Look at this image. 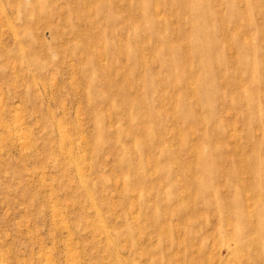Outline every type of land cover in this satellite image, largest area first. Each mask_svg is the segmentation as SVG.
<instances>
[{
  "label": "rangeland",
  "instance_id": "obj_1",
  "mask_svg": "<svg viewBox=\"0 0 264 264\" xmlns=\"http://www.w3.org/2000/svg\"><path fill=\"white\" fill-rule=\"evenodd\" d=\"M118 1L0 0V264H264V0Z\"/></svg>",
  "mask_w": 264,
  "mask_h": 264
},
{
  "label": "bare ground",
  "instance_id": "obj_2",
  "mask_svg": "<svg viewBox=\"0 0 264 264\" xmlns=\"http://www.w3.org/2000/svg\"><path fill=\"white\" fill-rule=\"evenodd\" d=\"M73 1H75V0H73ZM80 1V0H79ZM109 2H107V1H103V0H98V3H99V5H100V8L102 9V8H104V10L107 12V14H106V17H105V19L106 20H108L109 22H115V20H116V18H117V15H115L114 14V12H116V9L117 8H121V4H120V2L118 1V0H108ZM85 3L86 2H83V5H85ZM73 10L74 9H72V12H73ZM81 16V15H80ZM118 17L119 18H121L120 17V15H118ZM121 20V19H120ZM123 20V19H122ZM117 21H118V19H117ZM108 22V23H109ZM111 25V24H110ZM126 27H135V23L133 22V21H131L130 20V22H128V25L126 26ZM112 29H114V30H112L113 31V34L114 33H116V31H117V29L118 28H112ZM107 31H109V30H107ZM118 32V31H117ZM110 41V40H109ZM111 42V41H110ZM115 42V41H114ZM113 42V44L112 45H110V48L112 47V49H115L116 50V52H119V50H121V52H122V50H124V52H126V54L127 55H130V57H131V60H135L136 62H138V63H143V61H144V59H142V61H141V59H139V60H137V55H136V53L135 52H133L132 51V45L131 46H128L129 45V43H124V42H122L121 41V44H122V48L120 49L119 48V44H117V43H114ZM31 44H32V42L29 44V46H31ZM24 45V44H23ZM26 45V44H25ZM23 47V48H22ZM19 48H22V49H25L26 50V48L24 47V46H20ZM20 51V50H19ZM139 52V51H138ZM20 53H22V52H20ZM140 53V52H139ZM26 54V53H25ZM25 54H23V55H25ZM22 55V54H21ZM29 55V54H28ZM25 57H27V56H25ZM30 57V56H29ZM29 57H27V58H29ZM25 61H26V59H25ZM28 62V61H27ZM106 68V67H105ZM87 76V75H86ZM117 84V83H116ZM129 88V87H128ZM136 105H142V102L141 103H139L138 104V101H134V103L132 104V106H136ZM197 150H198V148H197ZM199 151V150H198ZM238 154V153H237ZM239 156V155H238ZM241 158H242V156H241ZM256 165L258 166L257 168H255V171H256V173L254 174V176H255V181H254V183L252 182L251 184H249L248 185V183H243V184H241L239 187H238V189L239 190H241V191H243V190H246V191H248V189L249 188H255L256 187V185H257V188H260L261 190H262V188H263V183H261L260 181L262 180V178L264 177V169H262L261 168V166H262V164L260 163V162H257L256 163ZM184 173V172H183ZM229 173V172H228ZM186 177V176H185ZM247 180V179H246ZM257 180L259 181V183L257 184ZM173 184V183H172ZM175 185V184H174ZM239 184H237L236 185V187L238 186ZM214 190V192H215V194H214V197H213V200H214V202L215 203H217L218 205H219V207L220 208H227L229 205H227V202L224 200L225 198H221V196L219 195V194H217V190H218V186H215V182L213 183V185H211L209 188H208V190ZM235 189V188H234ZM144 198V197H143ZM250 198V197H249ZM255 198V201H256V203H259V205H260V207H258V209H257V211H256V213H257V216H258V221L256 222V223H250V228H253V229H255V228H259V229H262V232L264 233V196L262 195V194H258L256 197H254ZM182 199V198H181ZM247 201V200H246ZM187 203V202H186ZM185 204V203H184ZM205 206L204 207H206L207 209H212L213 208V204H212V202L210 201V202H208V201H206L205 202ZM248 204V203H247ZM246 203H245V205H247ZM256 207V206H255ZM184 208V207H183ZM239 211H240V209H239ZM251 215H252V213H251ZM219 216V215H218ZM240 216L241 217H239L238 219L240 220L241 218H243V223L246 221V223H245V225H244V227H243V229H248V221H247V219H248V213L246 212H244L243 210H242V212H240ZM250 218V217H249ZM221 220V219H220ZM251 220V219H250ZM222 221V220H221ZM220 225H223V221L221 222V224ZM221 227H223V226H221ZM230 227V226H229ZM220 234L222 235V233H223V230L220 228ZM222 231V232H221ZM234 232H235V230H234ZM233 232V233H234ZM251 232H252V230H251ZM238 234V233H237ZM224 236L225 235H227V237H232V233H229V231H227V232H225L224 234H223ZM239 237L241 238V239H244V236L243 235H245L243 232H242V229L239 231ZM193 236V235H192ZM235 238H236V236H234ZM238 237V238H239ZM235 238H234V240H235ZM107 239V238H106ZM115 239V238H114ZM230 239V238H229ZM117 241V240H116ZM232 241V240H231ZM236 243H237V241H235ZM234 242V243H235ZM235 243V244H236ZM134 245V244H133ZM137 246V245H136ZM237 246V245H236ZM106 247H107V245H106ZM234 247V246H233ZM232 246H231V248H233ZM236 248V247H235ZM235 248H233V249H235ZM135 249V248H134ZM232 249V250H233ZM114 250V249H113ZM117 250V249H116ZM119 250V249H118ZM130 251H131V249H130ZM153 251V250H152ZM134 252V251H133ZM154 252V251H153ZM234 253H236V252H234ZM116 254V253H115ZM120 254V253H119ZM119 256V255H118ZM117 256V258L119 259V257ZM120 260V259H119ZM124 260V259H123ZM151 262V261H150ZM119 263V262H118ZM130 263V262H129ZM126 264V263H125Z\"/></svg>",
  "mask_w": 264,
  "mask_h": 264
}]
</instances>
